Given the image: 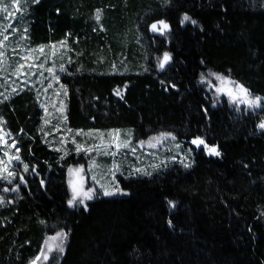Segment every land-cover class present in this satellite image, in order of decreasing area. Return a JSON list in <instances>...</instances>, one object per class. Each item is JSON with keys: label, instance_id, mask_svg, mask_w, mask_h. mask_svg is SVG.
I'll return each mask as SVG.
<instances>
[{"label": "trees", "instance_id": "1", "mask_svg": "<svg viewBox=\"0 0 264 264\" xmlns=\"http://www.w3.org/2000/svg\"><path fill=\"white\" fill-rule=\"evenodd\" d=\"M21 7L29 46L69 45L72 61L60 74L70 128L168 133L193 153L188 165L168 160L151 173L117 174L127 194L96 189L72 205L69 169L86 158L46 141L36 89L9 95L0 117L25 168L0 203V264H30L60 229L65 250L48 264H264V0ZM165 52L171 60L158 67ZM210 73L230 77L261 104L214 102L203 82ZM198 138L203 146L193 144Z\"/></svg>", "mask_w": 264, "mask_h": 264}, {"label": "rangeland", "instance_id": "2", "mask_svg": "<svg viewBox=\"0 0 264 264\" xmlns=\"http://www.w3.org/2000/svg\"><path fill=\"white\" fill-rule=\"evenodd\" d=\"M22 1L0 0V9L7 8V12H0V104L6 97L25 87L36 89L44 112L41 133L46 141L63 153L75 151L76 159H81L79 153L86 158L78 160L79 163L69 169L72 205L86 203L95 196L96 189L102 194L111 193L108 196L129 193L117 174L127 176L151 173L157 165L168 160H177L184 165L191 162L193 148L184 146L168 133L142 138L131 127L108 130L70 128L66 119V89L60 74L72 61L69 45L62 41L29 46ZM165 55L167 60L164 59ZM170 60L168 52L156 56L158 67L161 64L166 66ZM203 82L210 89L216 103L226 98L238 107L254 108L261 104L259 97L249 93L228 76L210 73L204 77ZM195 141L202 140L198 138ZM193 144L200 147L204 142ZM207 150L214 149L209 147ZM125 167L128 173H125ZM23 168L25 165L17 143L0 117V203L6 200V192L15 191L17 186L11 189L9 185L18 174L21 175ZM66 239L64 229L49 234L41 253L30 264H48L54 251L64 252Z\"/></svg>", "mask_w": 264, "mask_h": 264}, {"label": "snow or ice", "instance_id": "3", "mask_svg": "<svg viewBox=\"0 0 264 264\" xmlns=\"http://www.w3.org/2000/svg\"><path fill=\"white\" fill-rule=\"evenodd\" d=\"M0 12H7V8L5 7V8H3V9H0ZM97 19H99V16H97ZM184 19H185V20H188L189 17L185 16ZM193 23H195V21H193ZM161 24H163L162 21H161ZM163 26H164L165 28L167 27L166 24H163ZM155 28H156V25H153V29H155ZM164 59H165V60L168 59L167 55H165V58H164ZM161 67H163V64H161ZM258 99H259V98H257V100H258ZM254 103H255V102H254ZM260 127H261L262 129H264V123H261V124H260ZM193 143H203V141H193ZM213 151H214V150H213ZM216 154L218 155L219 153L217 152ZM110 194H111V193L105 192V195H110ZM85 195L88 196L87 193H85ZM88 198H91V197L88 196ZM73 199H75V197H73ZM69 203L71 204L72 201H70Z\"/></svg>", "mask_w": 264, "mask_h": 264}, {"label": "water", "instance_id": "4", "mask_svg": "<svg viewBox=\"0 0 264 264\" xmlns=\"http://www.w3.org/2000/svg\"><path fill=\"white\" fill-rule=\"evenodd\" d=\"M216 153H217V150H216V149H214V151H213V154H214V155H217Z\"/></svg>", "mask_w": 264, "mask_h": 264}]
</instances>
